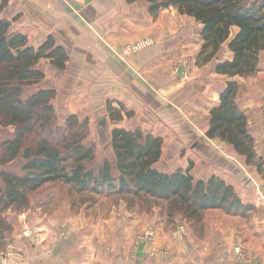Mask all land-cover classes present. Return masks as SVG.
<instances>
[{"label":"crops","instance_id":"0c3cea01","mask_svg":"<svg viewBox=\"0 0 264 264\" xmlns=\"http://www.w3.org/2000/svg\"><path fill=\"white\" fill-rule=\"evenodd\" d=\"M3 1L8 4L0 11V20L11 23V34L26 36L30 46L36 49L52 37L56 46L63 47L68 53L69 59L63 71L49 60L40 62L39 67L44 70L46 79L28 95L25 88L24 98L42 88L54 89L57 92L54 104H65L64 109L70 112L68 116L76 115L80 120L105 114L109 105L115 109L123 107V120L114 122L109 119V145L112 131L116 128L140 130L145 135L163 139L160 162H176V171H186L190 163L195 162L191 155L181 157V151L201 133L206 135L210 111L219 105L227 82L238 78L215 72L219 55L213 66L209 65L211 63L196 65L200 50L178 59L179 49L182 54L192 51V45L180 46L190 36H183L172 24L167 29L169 32L162 31V23L150 18L147 10H138L142 4H147L145 2L0 0V3ZM233 30L238 31L237 28ZM146 38H151L154 45L130 55L127 49ZM232 57L230 53V57L222 61ZM176 59L184 63L182 74L174 71ZM187 62L191 70L188 79L183 76L185 68L188 69ZM126 112L133 115L128 117ZM204 115L207 123L202 125L201 131L197 123ZM200 140L198 146L192 148L198 158L202 155L218 157L203 138ZM218 158L228 165V169H233L228 161ZM212 176L218 177L211 175L206 179ZM240 198L257 209L249 220L238 218L241 219L238 244L242 242L264 264V200L258 194L251 197L242 193ZM125 213L131 218L134 231L132 233L133 229L128 225L116 230L122 239L114 235L112 225L106 226L105 233L94 230L70 241L56 238L51 230L46 229L44 239L37 233L36 240L32 230V235L28 233L25 264H235L232 249L234 233L231 230H222L218 239H196L192 232L188 238L180 239L174 235L173 228H165L159 218ZM154 221L156 237L152 241H137L134 237L137 233L132 236L137 229L142 230L139 234L146 232L145 227ZM152 251L159 253L151 255Z\"/></svg>","mask_w":264,"mask_h":264},{"label":"trees","instance_id":"16d2710c","mask_svg":"<svg viewBox=\"0 0 264 264\" xmlns=\"http://www.w3.org/2000/svg\"><path fill=\"white\" fill-rule=\"evenodd\" d=\"M146 2L149 13L157 18L164 10L174 8L179 14L193 18L202 25V46L196 65L214 61L228 43L231 60L217 63L215 72L231 78L248 77L259 70L264 51V0H127ZM7 1L0 3V11ZM11 23L0 20V126L12 127L0 145V165L20 158V173L0 172V246L2 242V213L12 207L26 208L30 194L53 182L75 186L80 192L92 190L104 193L116 189L119 194L147 195L169 203V214L180 211L184 220L200 224L210 210L249 217L254 206L244 203L234 187L220 177L195 180L193 163L185 171L164 173L156 168L163 154V139L145 135L142 131L116 128L112 131L111 147L114 164L104 159L98 169H88L86 163L96 155V146H87V123L76 115L58 127L54 89L42 88L24 98L25 88L41 84L46 74L39 64L49 60L59 70H65L67 51L56 46L50 37L38 49L30 46L26 36L10 33ZM233 28L237 34L232 38ZM239 84L228 81L220 103L210 111L206 137L230 145L262 173L264 159L256 151L255 138L249 128L246 113L238 105ZM110 119H124L125 109L108 106ZM133 114L126 112V116ZM117 171L118 176L113 172Z\"/></svg>","mask_w":264,"mask_h":264},{"label":"rangeland","instance_id":"374dc122","mask_svg":"<svg viewBox=\"0 0 264 264\" xmlns=\"http://www.w3.org/2000/svg\"><path fill=\"white\" fill-rule=\"evenodd\" d=\"M143 9L147 10V15L151 18L152 16L148 11V3L138 7L140 12H142ZM152 18L156 19V23H162V31L169 32L167 29L170 27V24H172L177 27L176 30L183 36H190V41L188 40L186 43L184 42L185 45L182 44L183 46H180L183 48L186 45H192V51L182 54V50L179 49L177 53L178 59L187 54L189 56L192 52L198 53L201 49L202 26L193 18L191 19L188 18V16L186 17L185 15L179 14L174 8L162 11L157 18ZM237 32H235V30L232 31V38ZM147 40L151 41L152 44L154 43L151 38H146L143 40L141 39V41L139 40L135 45ZM151 45L141 48L138 51L151 47ZM131 47H133V45L127 50L130 51ZM230 53L228 43L224 44L219 54L220 59L218 61L221 62L223 59L230 57ZM131 54H134V52H130V55ZM178 59H176L177 61L175 60L176 68H174V71L175 73L182 74L184 63L181 62V59L179 61ZM217 59L218 58H216V60ZM216 60L212 61L209 65H215ZM187 65L188 69L185 68V73L183 75L186 79L191 76L190 63L187 62ZM236 81L239 84L238 105L247 115L249 128L255 138L256 151L258 155L264 159V51L260 56L258 72L252 76L238 77ZM39 87L38 85L28 86L26 89L29 92L25 94L28 95V93L35 91ZM64 106L65 104H54L57 113L56 124L58 127L62 128L66 127V120L69 117L68 115H70V112L65 110ZM110 118L109 111L105 114L99 113L96 117L94 116L89 119L80 120L78 118L81 123L85 122L88 125L86 128L88 136L84 141L85 144L87 146H96L95 158L86 163L88 169H98L104 159H109L114 164L115 155L107 140L108 129H110ZM199 118V123L197 124H199L198 126H200L202 131V125L207 123V116L204 115V118L202 116ZM103 119L106 121L108 120L106 122V127H101L99 125ZM13 131L14 129L12 127L3 128L0 126V145L3 138ZM201 131H199V133H201ZM200 138L204 139L208 148L213 151L215 155L233 165V169H228V165L222 163L218 157H213L212 155H210L209 158L206 157V155H202V158H198V156L195 155L196 152L192 148L198 146L197 143L201 141ZM190 155L195 159L193 167L191 168V173L194 175L195 180H207L206 178L211 175H218V177L221 176L229 185L234 187L239 197L242 193L246 195L250 194L251 197L254 194H258V196L264 200V166L262 168V173L258 172L257 168L254 166H247L245 164V159L240 157L226 142L219 139L210 140L206 135L201 133L200 137L195 138L190 145L184 147V151H181V157ZM174 158L178 159V156H174ZM22 165L23 161L18 158L5 166L0 165V172L2 170H7L20 173ZM177 165L176 162L164 160L158 163L156 168L164 173H172L176 171ZM113 174L114 176H118L117 171H114ZM109 191L110 190H105L102 194L95 193L92 190L80 192L73 185H66L63 182H53L30 194L29 203L26 208L12 207L1 215L3 232L1 234L0 264H3L5 258L8 260V264H15L14 259L17 256L16 254L22 255L20 261L22 262L23 259L25 264L27 259V240H29L28 237L32 235V230L35 231L36 240L37 233L40 235L39 237L41 239H44V229H46L47 231L51 230L56 238L61 237L62 239L70 241L74 238H82L86 233H90L94 230H101V232L103 231L105 233L106 226L111 227L112 225L114 235L122 239V237L117 236L116 230H122L125 226L132 225L130 223L131 218H129L125 211L128 213H136L140 217L145 214L148 215V217L159 218L162 221L160 223H162L165 228H173V233L181 229L184 232L182 239L188 238L191 232L196 239L203 240L206 237L218 239L222 230H231L234 233L232 237V249L234 250L238 245V225L241 220L238 218L249 220L256 208L254 207L249 217L235 216L224 210H210L206 212L200 224H192L184 220V216L180 211H173V215H170L169 203L166 201H159L147 195L136 197L132 194H119L120 190L118 189H116L114 193H110ZM153 224H156V222L154 221L145 227L147 231L150 229L154 230L152 240L156 237V228ZM132 229L133 233L134 228L132 227ZM137 230L132 236L137 233L134 237L137 241H141L144 239V234L146 232L144 231L139 234L138 232L142 230ZM29 232H31V234L28 236ZM80 234L81 236H79ZM239 244L248 252V255L254 257L242 242ZM152 254L153 251L151 255Z\"/></svg>","mask_w":264,"mask_h":264},{"label":"built area","instance_id":"2783aa9c","mask_svg":"<svg viewBox=\"0 0 264 264\" xmlns=\"http://www.w3.org/2000/svg\"><path fill=\"white\" fill-rule=\"evenodd\" d=\"M152 43L151 41L147 40V41H143V42H139L136 45H134L133 47H131L129 52H136V50H140L141 48H145L147 46H150ZM184 232L179 229L178 231H176L174 233V235L176 237H179L180 239H182ZM144 239L141 240L142 242H146V241H151L153 236H154V230L150 229L148 231H146V233L144 234ZM234 260H235V264H262L261 260H259L256 257L250 256L248 255V252L243 248L242 245L238 244L234 250ZM155 253H159L158 251H153V254ZM164 254H166L164 252ZM14 255V254H12ZM16 258L14 259V263L15 264H24V261L22 259V262L20 261V258H22V255L16 254ZM3 264H8V260L5 258Z\"/></svg>","mask_w":264,"mask_h":264},{"label":"water","instance_id":"95a60500","mask_svg":"<svg viewBox=\"0 0 264 264\" xmlns=\"http://www.w3.org/2000/svg\"><path fill=\"white\" fill-rule=\"evenodd\" d=\"M106 122H107V121H106L105 119H103V120L100 122L99 125H100L101 127H106Z\"/></svg>","mask_w":264,"mask_h":264}]
</instances>
